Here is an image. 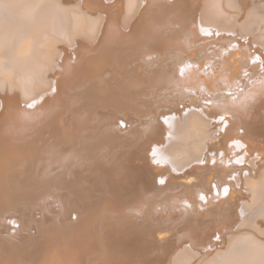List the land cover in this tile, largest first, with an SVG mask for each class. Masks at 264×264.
Wrapping results in <instances>:
<instances>
[{
  "label": "bare ground",
  "instance_id": "1",
  "mask_svg": "<svg viewBox=\"0 0 264 264\" xmlns=\"http://www.w3.org/2000/svg\"><path fill=\"white\" fill-rule=\"evenodd\" d=\"M216 51V72L199 65ZM150 52L161 62L136 58ZM255 67L264 0H0V264H264V156L240 195L225 190L214 239L188 237L204 222L188 208L147 212L232 178L235 123L256 129L264 152V114L241 120L264 90ZM245 71L249 81L231 82ZM167 82L174 97L157 92ZM230 86L249 90L242 103L196 97ZM190 109L237 118L182 170L171 153L138 163L135 137L160 139L157 118Z\"/></svg>",
  "mask_w": 264,
  "mask_h": 264
},
{
  "label": "rangeland",
  "instance_id": "2",
  "mask_svg": "<svg viewBox=\"0 0 264 264\" xmlns=\"http://www.w3.org/2000/svg\"><path fill=\"white\" fill-rule=\"evenodd\" d=\"M254 2H260V0H254ZM220 52H210V57H208L209 55L207 56V58L202 57L199 60V65L203 66L207 64L209 65L211 63V65H209V70H211L213 67L212 65L215 63L213 70L216 72V70L221 66V64L224 65L223 60L226 59L220 55ZM167 53H169V55L165 57V59H168L173 56L171 55L173 53L170 50ZM136 58L141 59L142 62L144 61L145 65L161 62V57L157 52H150L144 55V57L137 56ZM228 59H231V56ZM209 60L211 61L209 62ZM216 60L218 61V63H216ZM253 70L255 72L252 73L254 75L252 81H263L264 69L261 67H255L253 68ZM230 72H234L233 68H230ZM233 74L234 77L231 78V82H234L235 84H237V80V82H241L242 80L244 82L249 81L248 76H246V71L238 75L235 73ZM200 77H203V74H201ZM175 89L176 85L173 82H167L166 84H163L161 87H159L157 92L162 93V95L168 98L169 95L172 94V90L174 91V93H177L175 92L177 91ZM246 89L247 88H245L244 86H241L239 88L236 86H230L226 89L213 87L207 88L206 91L202 89V91L200 89V91H198V89H196L199 94L196 95V97L197 99H199L200 96H202L204 100L215 101L217 97H224L228 95L229 97L231 96V103H236L242 101V96L245 92H249V90ZM171 97H174V95L172 94ZM263 107L264 90H259L258 95L249 107L246 116L241 117L242 122L250 121L254 125L256 124V122L259 123L260 119L262 118V115L264 114ZM195 115H197L195 110L190 109L185 110L180 114L173 115L169 119L167 117L157 118V120L155 121L156 126L165 131V133L161 135L163 137H160V139H156L154 136H142V134H139L137 135L138 138L135 137L132 143L134 151L136 152V158H140L138 163H142L144 161L150 162L152 160L154 164H158L161 162V159L164 157V154L171 153L172 155H178L180 157V160H182L181 162L175 165L176 168L182 170L184 167L188 166L191 163L193 158H205L204 146L208 143L215 144L217 146L222 144L224 142L223 136L225 134V129L229 126H234L232 123L229 122V116H231L232 120H235L237 118L235 115L222 116V114L216 115L214 117H207L199 114L197 117L193 118ZM155 117L156 116H154V118ZM235 124L237 125L238 129H236L235 131L233 130L234 136L232 137V140L235 142L236 147L238 149V156L235 158L237 160V169L232 178H228L227 180L216 179L212 182L211 180H209V182L212 183L211 186L205 189V191H203L202 189V192L196 195V197L191 199L189 202H183L179 205L164 204L160 205V207L155 208L148 206L147 212L151 208L157 211L155 212V214L153 211H151L149 217L161 219L162 216L167 217L171 214L183 213L185 208H188L190 217L194 219L200 218L201 221H204L202 225H199L198 227L192 229L191 232L188 233V237L197 243H201L204 242V240H211L215 238V236H212V233L214 231V228L221 224L219 218V211L222 207V202L226 194L225 190L227 189L232 191L234 196L236 194L240 195L241 192L246 189L247 175H249L251 171H254L256 169V166L259 163V159L264 156V152L261 148L262 137L260 133H258L257 130L254 128L243 127V123ZM113 127L117 129L121 128L124 131H128L129 129L123 128L124 126L119 124H115ZM134 185H137L141 188V185L138 182H136ZM99 191V189L94 190L95 193L92 194L94 195L92 197H96V194H98ZM150 194L153 195V193L150 192L145 193L146 196H149ZM156 199L158 200V197H156ZM57 200L58 199H56V202L58 203L59 200ZM66 200L68 204L69 199ZM145 215L146 211H144V209H141V211H139V215L136 216L137 218H141ZM205 249L211 250L212 248L205 247Z\"/></svg>",
  "mask_w": 264,
  "mask_h": 264
}]
</instances>
